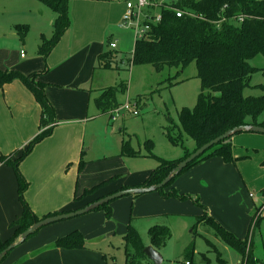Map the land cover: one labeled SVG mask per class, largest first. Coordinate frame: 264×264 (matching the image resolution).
Wrapping results in <instances>:
<instances>
[{
    "label": "trees",
    "instance_id": "obj_1",
    "mask_svg": "<svg viewBox=\"0 0 264 264\" xmlns=\"http://www.w3.org/2000/svg\"><path fill=\"white\" fill-rule=\"evenodd\" d=\"M38 1L49 7L55 15L52 37L46 39L41 36V44L38 47V54L46 61L63 35L72 26L69 9L71 0ZM178 6L196 14V17L177 18L174 12L164 11L162 21L153 25L152 31L145 39L135 42L132 59L128 61L134 66L152 65L158 72H162L166 68L184 71L194 63L197 69V78L201 82V93L194 109L182 108L178 113L181 131L174 138L170 137V141L175 145H181L184 149L185 153L179 159L160 158L151 152V148H148V154L145 156L141 151L123 143L122 156L131 158L145 156L153 159L157 164L156 170L148 181L138 187L160 184L180 162L231 129L245 125L264 127V122L261 120L264 114V86L260 88L263 92L261 96L244 95L245 89L251 86L252 74L257 70L251 67L249 62L259 55L264 56V0H184ZM16 29L21 41L24 42L28 27L17 26ZM110 41L111 39L108 40L109 46ZM120 60L123 62V59ZM118 63L116 52L106 51L98 56L96 69L112 70L117 67ZM39 76L40 74L25 76L17 70L0 68V91L5 86L19 81L33 94L41 109L37 135L23 150L8 155L0 154V164L12 167L15 172L19 200L23 206L22 214L10 224L9 228L13 231V235L6 240L0 237V253L34 223L50 216L63 214L54 213L40 218L25 199L29 183L22 174L20 166L38 144L51 136L54 127L58 124L55 109L46 95L47 84L39 80ZM126 88V83L121 82L116 86L101 90L100 95L94 100L100 114L110 115L112 111L120 107L117 96ZM185 137L195 142L196 146L193 152L185 147ZM213 158H220L225 164L237 162L233 155L231 138L207 150L156 193L167 200L192 201L193 205L203 211V215L198 218V223L213 228L216 236L239 254L240 264H262L253 255L254 230L259 223L261 210L257 209L251 220L247 238L241 240L210 217L207 207L201 203L198 197L181 193L174 187L180 176L198 164ZM85 163L81 160L80 170L85 166ZM109 181L110 179L93 189L86 190L81 198H88ZM125 189L129 188L123 187V190ZM261 194L264 197V189ZM139 196L141 195L134 197ZM79 199L75 197V200ZM111 203L101 206L96 211H103L106 218L110 219L113 213ZM148 236L150 245L160 251L166 247L172 234L167 226L155 225L149 229ZM123 244L125 264L152 263L145 255V245L139 232L132 224L128 226L127 233L123 236ZM54 248L68 251L85 250L87 245L83 234L75 230L57 239L54 242Z\"/></svg>",
    "mask_w": 264,
    "mask_h": 264
},
{
    "label": "rangeland",
    "instance_id": "obj_2",
    "mask_svg": "<svg viewBox=\"0 0 264 264\" xmlns=\"http://www.w3.org/2000/svg\"><path fill=\"white\" fill-rule=\"evenodd\" d=\"M80 1L87 3L88 0ZM69 9L71 24L74 26L73 30L84 27V25L75 23L71 4H69ZM53 16L54 12L38 0H0V49L4 50V56L14 59V61L12 59L5 61L6 64L8 62L15 64L18 61L21 63L26 61L43 62L42 69L27 70V73L20 68L23 67V64L16 68L8 67L9 69L17 70L25 76L40 74L39 80L41 81V78L46 74L52 75V73H48V61H45L38 54V47L41 44L42 35L46 39H50L53 35L54 28L50 24ZM17 26L28 27L24 45H22L18 35ZM109 37H112L117 43L116 50L108 47L107 40ZM94 42L100 44L99 47L103 51H116L119 63L112 70H96L93 80L85 87L86 90L91 91V94L85 97V114H89L90 117L96 116L97 109L94 100L100 95V91L116 86L121 82L126 83L127 88L118 94V103L124 106L129 102L131 110L122 112L115 120H109V115L106 119L95 118L89 122L88 147H85L84 151L86 152L87 148L90 149L91 155L85 158L93 162L88 166L87 171L97 173L110 167V170L115 169V173L112 175V179L94 191L86 202L98 201L119 192L118 190L124 186L130 188L142 186L156 170V162L147 159L145 156L141 158L122 156L123 143L141 151L143 155L148 154V148H151L154 155L166 160H177L182 157L185 153L184 149L181 145L173 144L170 137L174 138L181 131L179 111L182 108L194 109L201 93V82L197 78V69L194 63L184 71L166 68L162 72L156 71L152 65L148 64L132 65L128 61L132 59L136 42L132 28H123L119 25L117 29H111L105 35L98 34ZM22 50L25 52V59L21 58ZM120 59H123V62ZM249 64L257 70L252 74L251 86L245 89L244 95L258 97L263 94L260 88L264 86V56L255 57ZM46 95L49 99L47 91ZM134 110L138 111L139 117L133 115ZM262 119L264 120V114ZM172 128L174 130H171ZM195 146L196 144L192 139L185 137V147L190 152L194 151ZM44 147L43 142L38 144L26 158V160L29 159L27 164L37 161L43 154ZM258 154L254 152L250 161H255ZM106 156L110 157L106 159ZM83 161L85 160L83 159ZM237 175L241 181L239 183L242 186L240 189L243 199L249 201V208H251L248 212V223L239 226L238 221H236L232 225L229 222V216L217 210V202L215 198L211 197L210 200L219 218L224 220L234 231L214 218L236 237L245 240L248 225L254 215L252 213L250 217L251 211L261 210L259 224L254 232L253 251L254 256L264 264V199L261 195V190L264 188V166H261L260 171L249 170L248 187H246L240 174L237 173ZM97 185H90L89 188L82 189L79 196ZM231 190L234 196L238 194V186H233ZM250 194H252V198ZM99 196L104 197L99 198ZM173 201L161 198L156 192L141 195L134 200L130 196H125L111 203L113 213L110 219L106 218L103 211H94L53 225L78 222V228L83 233L88 251L100 254V264H125L123 236L132 218L131 215L133 214V217L137 218L133 220V225L137 228L146 246L150 243L148 231L150 225L153 224L140 218L141 214L159 212L161 205L175 206ZM191 209H194L193 206ZM184 211H176L172 212L173 214L170 213L172 215L167 214L155 218L157 223L167 226L172 234L166 247L159 251L163 256V264H186L187 262L190 264H218L220 260L226 264H239V254L230 249L220 237L216 236L213 228L208 225H198L195 228L196 215L193 213L186 216L178 215L189 214L178 213Z\"/></svg>",
    "mask_w": 264,
    "mask_h": 264
},
{
    "label": "crops",
    "instance_id": "obj_3",
    "mask_svg": "<svg viewBox=\"0 0 264 264\" xmlns=\"http://www.w3.org/2000/svg\"><path fill=\"white\" fill-rule=\"evenodd\" d=\"M125 2L126 0H88L86 3L80 0H71L75 23L84 25V27L73 30L74 26H71L47 59L49 67L47 70L52 75H43L44 77L41 79L42 82H47L46 91L49 101L56 111L58 124L54 127L51 136L43 141L44 151L37 161L27 164L29 159H25V162L23 161L20 166L22 174L29 183V188L25 193L26 202L40 218L54 213L73 212L89 205L93 200L86 202L87 197L81 198L79 192L89 188L90 185L101 184L111 179L115 173V169L110 170V167L97 173L87 171L88 166L93 162L85 158L91 155L90 149L87 148V151H84L85 147H88L89 122L95 118L106 119L109 115L100 114L98 110L96 116L90 117L89 114H85V97L91 94V91L86 90L85 87L94 78L98 56L109 51L101 50L99 47L101 45L95 44L94 39L98 34L105 35L111 29H117L121 25ZM54 18L55 15L51 18V26ZM109 39H111L110 43H116L112 37ZM24 44L25 41L22 42V45ZM21 58L25 59V57ZM11 59L14 61L12 57L4 56V50L0 49V68L2 69L13 70L8 67L16 68L23 64V67L20 68L26 72L27 70H40L43 67L42 61L37 63L18 61L17 64H13V62L6 64L5 61H11ZM40 114L41 109L35 97L21 82L16 81L5 86L0 91V154L8 155L24 149L25 145L38 133ZM136 116L139 117L140 114ZM109 120H111L110 116ZM231 144L233 155L237 159L235 164H225L220 158L210 159L180 176L174 187L181 193L198 197L201 203L207 207L210 217H215L234 231L224 220L219 218L210 199L211 197L215 198L218 205L217 210L226 213L232 225L236 221L239 226L248 223V212L251 208H249V201L243 199L240 189L241 181L237 173L240 174L248 187L249 170L260 171L263 166L264 135L241 133L231 138ZM254 152L259 154L255 161H250ZM108 157L110 156H106V159ZM83 159L86 163L80 170L79 165ZM147 159L150 158L147 157ZM233 186H238L239 189L236 196L232 194ZM124 187L130 188L129 186ZM121 190L123 188L118 191ZM75 197L81 199L75 200ZM101 197L104 196H99V198ZM130 198L136 199L134 196H130ZM170 200H174L175 206L161 205L159 212L141 214L140 218L152 223V226L163 225L157 223L155 218L185 210L178 213L189 214L178 215L186 216L193 213L196 215L195 228L198 225L206 226L203 223H198V218L203 215V211L201 208L195 207L192 201ZM191 206L194 209H191ZM22 210L15 172L12 167L0 164V237L2 239H9L13 235V231L9 228L10 224L22 214ZM255 212L252 210L250 217ZM131 217L125 234L128 226L133 225V220L137 219L133 217V214ZM64 224L50 225L41 229L36 236L13 250L2 264H100V254L88 251V249L68 251L54 248V242L57 239L75 230L82 233L78 228V222ZM152 226L150 225V228ZM241 239L244 240V238ZM146 246H150V243ZM255 259L257 258L255 257ZM222 262L226 264L221 260L218 264H222Z\"/></svg>",
    "mask_w": 264,
    "mask_h": 264
},
{
    "label": "water",
    "instance_id": "obj_4",
    "mask_svg": "<svg viewBox=\"0 0 264 264\" xmlns=\"http://www.w3.org/2000/svg\"><path fill=\"white\" fill-rule=\"evenodd\" d=\"M241 133H254V134H262L264 135V127L257 126V125H245L236 127L234 129H231L224 133L223 135L213 139L209 143L205 144L204 146L197 149L195 152H193L189 157H187L185 160L180 162L175 169L158 185L153 186H143V187H135V188H129L125 190H121L117 193H114L112 195L106 196L96 202L91 203L90 205L68 213H63L59 215L50 216L48 218L42 219L39 222L34 223L31 227H29L26 231L21 233L15 241L10 244L5 250H3L0 253V262L14 249L18 248L19 246L23 245L31 236L35 235L37 232H39L41 229L65 221L74 219L77 217L84 216L86 214H89L91 212L96 211L101 206L105 204H109L119 198L125 197V196H136V195H144L149 193H155L159 191L160 189L164 188L169 182H171L177 175H179L190 163L195 161L197 158H199L201 155H203L207 150L212 148L215 145H218L219 143L229 139L233 138L235 135L241 134ZM144 253L147 256V258L153 263V264H163V256L161 253L156 250L153 246L145 247Z\"/></svg>",
    "mask_w": 264,
    "mask_h": 264
},
{
    "label": "built area",
    "instance_id": "obj_5",
    "mask_svg": "<svg viewBox=\"0 0 264 264\" xmlns=\"http://www.w3.org/2000/svg\"><path fill=\"white\" fill-rule=\"evenodd\" d=\"M184 0H126L125 12L122 17L121 27L132 28L135 33V41L143 40L148 33L152 31L153 25L159 24L163 19L164 11H172L177 18L185 16L196 17V14L183 8H179V4ZM111 49L117 48L116 43L110 44ZM22 57L25 52L22 51ZM131 105L127 102L124 106L118 107L110 114L111 119L115 120L122 112L130 111ZM133 114L138 115V111L134 110Z\"/></svg>",
    "mask_w": 264,
    "mask_h": 264
}]
</instances>
